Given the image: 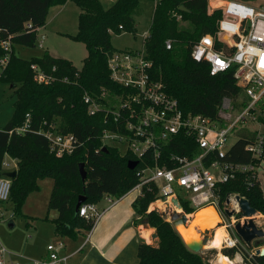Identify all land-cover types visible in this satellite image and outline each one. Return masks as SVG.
Here are the masks:
<instances>
[{"label":"trees","instance_id":"1","mask_svg":"<svg viewBox=\"0 0 264 264\" xmlns=\"http://www.w3.org/2000/svg\"><path fill=\"white\" fill-rule=\"evenodd\" d=\"M72 1L80 9L78 32L67 36L84 43L88 51L80 69L71 60L54 57L49 52L30 60L15 52L17 44L35 47L38 30L46 26L51 8L63 6L68 0H0V39H9L13 47L7 65L2 66L0 81L8 83L16 96L13 116L0 129V178L6 175L3 168L5 159L16 160L17 175L11 179L10 198L3 205L5 208V205L13 203L14 214L22 213L27 197L40 190L41 181L52 179L54 186L48 212L58 213L52 219L55 233L60 238L76 239L94 227L93 221L80 216L77 210L79 197L85 196V204L94 205L107 196L119 200L139 183L137 171L145 166L140 161L137 169L130 170L128 162L136 160L134 155L122 154L119 148L111 145L107 146L108 151L103 150L104 131L113 127L105 123L103 113L89 115L88 106L83 101L87 94L104 104L113 94L125 89L111 79L108 60L120 51L112 45V37L122 31L135 32L136 16L143 0H116L110 6H105L100 0ZM153 1L155 10L145 46L147 59L152 62L151 74L164 83L169 95L178 100L183 113L199 114L214 120L225 98L234 102L242 99L246 105L248 99L235 79L236 67L211 76L208 64L197 63L191 57L193 45L202 37L209 35L217 39L222 11L217 9L209 14V0ZM239 1L253 4L256 0ZM181 6L188 12L180 10ZM168 39L173 41L171 50H167L165 45ZM216 46L221 48L224 45L217 41ZM4 54L0 47V58ZM33 65L49 78L48 82L36 79ZM259 108L258 121L264 128V99ZM28 120L30 127L18 133L17 129ZM52 126L54 130L72 134L78 139L73 153L57 156L50 151L49 141L42 133ZM258 134L248 126L240 128L239 139L230 147L225 161L261 166L263 158H256L246 150ZM165 153L194 156L198 149L194 142L181 137ZM81 163L87 170L86 181L80 175ZM249 182L247 174H239L234 180L220 185L221 208L227 209L228 200L240 196L264 216L261 184L255 181L251 186ZM160 199L163 198L159 195V188L149 185L132 204L136 215L146 219L158 233L155 245L141 239L138 250L140 264H211L208 256L194 253L186 246L171 222L155 210L149 211L150 205ZM181 206L188 214L194 212L186 200L181 199ZM248 251L225 248L222 253L231 260L240 254L245 263L264 264V257L258 255H254L252 263L249 262ZM212 253L216 254L217 250L208 252Z\"/></svg>","mask_w":264,"mask_h":264},{"label":"built area","instance_id":"2","mask_svg":"<svg viewBox=\"0 0 264 264\" xmlns=\"http://www.w3.org/2000/svg\"><path fill=\"white\" fill-rule=\"evenodd\" d=\"M107 1L114 3L116 0ZM222 3V19L219 22L217 39L209 35L202 37L193 45L191 57L197 63L208 64L211 76L236 67L235 79L244 97L248 99L246 105L242 99L234 102L231 98H225L214 120L199 114L185 115L178 100L167 93L164 83L152 77V62L147 59L145 48L149 33H146L143 46L139 50H120L108 60L111 79L125 88L121 93L113 94L104 104L98 103L87 94L83 98L89 115L103 113L105 123L113 127L104 131L102 148L121 145L135 156V161L139 162L137 168L140 161L145 164L137 171L139 183L129 193H137L139 197L145 186L155 185L163 198L158 201L163 205L175 209L171 202L173 197L180 204L181 199L188 201L194 212L188 214L183 210L187 216L209 206L215 207L221 216L217 208L222 209L220 185L234 180L239 174H247L251 186L259 181L261 166L234 164L225 161V158L230 149V135L235 130L255 123L262 125L258 117L261 112L259 105L264 99V67L261 66L264 60V5L255 6L239 0H224ZM45 39L46 36L42 35L40 47H43ZM217 41L224 46L217 48ZM165 45L167 50H171L173 41L168 39ZM0 47L5 53L0 58V65L4 67L13 47L9 39H0ZM217 61H221L222 65ZM32 68L37 72L38 81H49L36 65ZM29 127L28 120L17 132L22 133ZM53 127L42 133L49 141L50 151L57 156L73 153L78 146V139L72 134H62ZM181 137L194 142L198 149L196 155L165 153ZM246 150L256 158L262 157L264 134L260 132ZM12 164L13 168L10 169L9 162L5 160L4 170H17V161L12 159ZM11 188L12 180L6 175L2 176L0 221L4 219L3 205L9 201ZM105 199L110 203L117 201L110 196ZM230 199L231 202L234 199V207L222 211L235 209L237 214L228 218L225 226L227 237L222 248L248 251L247 245L235 231L236 223L243 222L235 216L241 211L239 203L236 196ZM79 214L84 219L93 221L95 226L102 212L97 205L84 203ZM222 224L223 218L219 226ZM64 245L63 241L49 245L48 257L43 260L7 262L6 256H10L11 252L0 242V264H67L68 257L59 253ZM248 253V261L252 263L255 251Z\"/></svg>","mask_w":264,"mask_h":264},{"label":"rangeland","instance_id":"3","mask_svg":"<svg viewBox=\"0 0 264 264\" xmlns=\"http://www.w3.org/2000/svg\"><path fill=\"white\" fill-rule=\"evenodd\" d=\"M100 1L105 6L111 5V3H109L107 0ZM221 1L223 2L224 0H209L208 13L212 14L217 9H220L222 11L223 3ZM253 4L255 6H259L261 4L264 5V0H256ZM61 7H65V11L61 13L60 16L55 20H52V18L56 9L54 7L53 9L51 8L46 26L39 29L38 31V42L35 47H28L17 44L15 45V52L20 57L26 60H30L34 57H42L46 52H49V54L51 55L71 60L75 64V66L80 69L82 67L83 60L88 55L87 48L84 43L73 40L72 38L67 36V34L74 35L78 32V18L80 14V9L72 0H68V2ZM154 10L155 1L143 0L141 2L140 13L136 16L137 27L135 32L122 31L120 34H113L112 45L118 50H139L140 48H142L146 33H150ZM42 35H45L46 39L44 41L43 47H40L39 41L41 40ZM1 73L2 66L0 65V75ZM15 100L16 96L12 87L8 83L0 81V129L5 127V125L12 118L14 113ZM248 127L252 132L257 131L258 133L261 132L262 134H264V128L262 127V125L255 123L249 125ZM239 130L240 128L235 130L230 135L229 147L233 146L239 139ZM114 146L119 148L122 154H127L125 147L115 144ZM262 158L263 160L259 169V181L264 191V154L262 155ZM51 183H53V180L50 178H47L40 182L41 189L39 191L32 192L27 197L25 203L22 206L21 214H14L13 203L7 204L8 208L5 211L4 219L1 221L5 223V226L9 230L13 231L14 234H20L21 230H23V225H25L26 227V223L28 222L27 217H29L30 215L38 216L39 214H44L47 212L50 196L52 193V187L50 186ZM233 200L228 208L234 207L235 202ZM104 201V204L107 203V200ZM158 203L160 202L156 201L152 203L149 207V211H152L153 209H158L161 212L166 210L171 212L173 210V208L169 205L159 206ZM217 208L220 211L222 218L224 219V224L220 226L225 227L228 221V217L226 216L225 212L222 211V209H220L219 207ZM235 216L237 217L238 215ZM257 216L261 215L257 213ZM165 218L167 221L170 222V217L168 215ZM145 221L147 220H142L141 218H138L137 226H139V228L143 232H149L150 235L148 236V238L146 239L144 237L145 242L150 245H155L157 243L158 237L153 239V234L155 235L157 231L155 228L150 227L148 225V222L145 223ZM10 222H16V226L11 228ZM256 222L259 224V227L264 229V216L256 218ZM204 236L211 237L213 239L214 230L203 232L201 238H203ZM211 238H209L210 241L212 240ZM210 241L207 245V247L210 249H207L202 253L210 258L211 264H219V259L223 254V248L222 246L220 248L210 247ZM257 242L259 243V245L263 244L259 247H264V239L259 240ZM55 244L56 243H54V245ZM256 247L257 246H255V248ZM212 249H216L217 253L208 254V252ZM7 250L10 251L9 249ZM254 250L255 249H251L250 252ZM234 261L237 264H248L245 263L243 257L240 254L235 257Z\"/></svg>","mask_w":264,"mask_h":264},{"label":"crops","instance_id":"4","mask_svg":"<svg viewBox=\"0 0 264 264\" xmlns=\"http://www.w3.org/2000/svg\"><path fill=\"white\" fill-rule=\"evenodd\" d=\"M54 8L56 11L52 20L65 11V7ZM5 160L12 169V159L7 157ZM8 172L10 171L5 170V173ZM50 186L53 190L54 182ZM137 198V193H129L114 203L104 198L97 204L98 210L102 212L99 221L91 232L79 235L76 239L60 238L56 235L52 222V219L58 216L56 211L47 210L38 216L30 215L27 217L26 227L23 225L20 234H14L0 221V242L11 251L6 260L7 262L43 260L48 257L49 245L63 241L65 245L59 253L68 257L67 264H140L138 250L141 239L145 241V231L143 233L137 226L139 217L132 207ZM104 200H107V203L104 204ZM7 208L8 205H5V211ZM47 216L49 219L46 220ZM15 226L16 222H10L11 228Z\"/></svg>","mask_w":264,"mask_h":264},{"label":"water","instance_id":"5","mask_svg":"<svg viewBox=\"0 0 264 264\" xmlns=\"http://www.w3.org/2000/svg\"><path fill=\"white\" fill-rule=\"evenodd\" d=\"M180 10L188 12L186 7L181 6ZM104 151H108L107 147L103 148ZM139 162L138 161H129L128 162V168L130 170H134L137 168ZM79 171L80 175L82 177L83 181H86L87 179V170L84 163H81L79 165ZM17 175V170L6 173V176L10 179H13ZM86 197L80 196L79 201L77 204V210L79 211L81 205L85 203ZM236 201L239 203L240 207V213H238V217L243 220L238 221L235 225V231L237 235L243 240V242L247 245L248 249H255V255L264 257V247H259L258 242L259 240L264 239V229L259 227V224L256 222L255 216L257 215V211L255 208H253L250 204V202L243 197L236 196ZM172 204L175 209H173L171 212L169 211H159L158 209L155 210L160 216L166 217L167 215L170 217V222L172 223L174 229L178 232V234L183 239L186 246L194 253H202L207 249H210L207 247L208 242L210 241L207 237L200 238L198 240H187L183 235L180 233V230L184 228L186 225H188L193 220L192 216H187L183 209L181 204L179 203V200L176 197L172 198ZM228 204L231 205V199L228 200ZM225 214L228 218H232L234 214H237L235 209L233 210H226ZM147 223V221H145ZM203 235V233H202ZM158 235L155 233L153 236V239L157 238ZM255 242V243H254ZM255 246H257L255 248Z\"/></svg>","mask_w":264,"mask_h":264},{"label":"bare ground","instance_id":"6","mask_svg":"<svg viewBox=\"0 0 264 264\" xmlns=\"http://www.w3.org/2000/svg\"><path fill=\"white\" fill-rule=\"evenodd\" d=\"M158 205L163 206V203H158ZM260 217L261 216H257V215L255 216V218H260ZM221 221H222L221 216L217 212L216 208L213 206H209L197 211L193 215V220L184 228H182L180 230V233L187 240H198L201 238L203 232L214 230L213 239L211 237H207V238L212 239L210 241V247L220 248L223 245L225 238L227 237V234L225 232V227L219 226V223ZM149 235H150L149 232H146L144 234V237L148 238ZM219 264H237V263L234 260H231L229 257L222 254L219 259Z\"/></svg>","mask_w":264,"mask_h":264},{"label":"snow or ice","instance_id":"7","mask_svg":"<svg viewBox=\"0 0 264 264\" xmlns=\"http://www.w3.org/2000/svg\"><path fill=\"white\" fill-rule=\"evenodd\" d=\"M217 63H220L222 65L221 61H217ZM261 66L264 67V60H262Z\"/></svg>","mask_w":264,"mask_h":264}]
</instances>
